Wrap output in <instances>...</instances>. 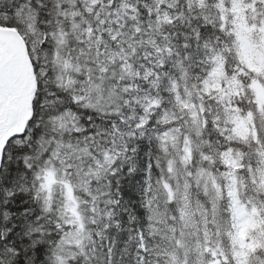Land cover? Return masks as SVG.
<instances>
[{"label": "snow or ice", "instance_id": "snow-or-ice-1", "mask_svg": "<svg viewBox=\"0 0 264 264\" xmlns=\"http://www.w3.org/2000/svg\"><path fill=\"white\" fill-rule=\"evenodd\" d=\"M0 264H264V0H0Z\"/></svg>", "mask_w": 264, "mask_h": 264}]
</instances>
